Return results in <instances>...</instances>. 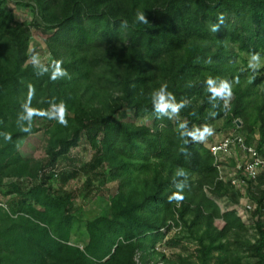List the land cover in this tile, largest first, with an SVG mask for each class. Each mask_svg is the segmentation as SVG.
Instances as JSON below:
<instances>
[{
	"label": "trees",
	"instance_id": "trees-1",
	"mask_svg": "<svg viewBox=\"0 0 264 264\" xmlns=\"http://www.w3.org/2000/svg\"><path fill=\"white\" fill-rule=\"evenodd\" d=\"M31 2L18 5L37 8L35 27L48 35L53 63L29 62L31 28L16 23L9 0H0V185L8 170L27 172L18 144L36 133L34 119L55 126L54 140L41 183L29 190L12 184L17 196L8 203L17 217L0 210V264H135L139 252L151 258L165 237L163 214L173 206L162 184L132 191L122 185L112 217L89 224L90 242L81 250L69 244L73 196L53 192L51 170L85 137L95 155L84 170L96 177H106L108 161L118 157L126 176L128 169L161 161L184 177L211 178L215 158L195 139L196 129L229 116L228 125L240 119L252 134L249 111L257 103L263 121L257 149L264 157V76L244 57L264 60V0ZM92 82L104 91L100 99ZM66 109L73 116L59 115ZM174 110L182 121H172ZM76 176L60 178L64 185ZM261 188L264 176L248 186L261 217L258 240L248 243L258 264H264V191L255 194ZM205 250L207 256L211 249Z\"/></svg>",
	"mask_w": 264,
	"mask_h": 264
},
{
	"label": "rangeland",
	"instance_id": "rangeland-1",
	"mask_svg": "<svg viewBox=\"0 0 264 264\" xmlns=\"http://www.w3.org/2000/svg\"><path fill=\"white\" fill-rule=\"evenodd\" d=\"M19 1L21 0H9L8 8L14 13L16 23L26 24L31 28L29 62L37 66L52 64L53 57L46 42L48 35L35 27L41 22L37 8L20 7ZM24 1L32 3L31 0ZM244 57L247 58L249 69L255 71V75L264 76L263 59ZM244 69L247 67L243 66ZM92 83H94L93 91L97 90L100 99L104 91L100 90L101 87L97 86L96 82ZM263 89L261 88L260 91ZM108 96L114 97V100L118 98V94L113 92H109ZM225 101L226 105H229L230 96ZM259 104L254 105L249 111L248 124L254 123L252 134L247 130L250 125L246 128L240 119L228 125L229 116H226L215 120L211 125L198 127L195 131V139L209 149L212 143L219 141L223 136L239 133L247 141L250 140V145L258 147L262 139L260 130L263 126L257 107ZM50 110L54 112L56 107H51ZM59 115L73 116V113L66 109ZM170 116L173 122L182 121L176 110ZM14 122L19 124V120ZM237 122L240 125L236 128ZM32 123L36 133L26 136L18 144V151L24 159L22 164L27 166V172L17 176L8 170L5 176H2L3 182L0 185V200L7 203L9 208L7 213L14 218L17 215L12 214V208L8 203L17 196L12 184L23 183L25 190H29L41 183L40 178L44 172H41L42 167L49 159V149L54 140L55 126H52L46 118H36ZM205 128L211 130L210 134L204 133ZM94 155L95 150L84 137L82 144L71 151L68 160L59 159L56 168L51 170L56 174L49 184L53 192L69 193L73 196L70 204L75 211L76 224L69 240L71 246L81 250L87 247L90 242L89 224L102 217H112L113 199L123 189L122 185L126 183L125 189L132 191L138 187L153 189L162 184L163 195L169 196L173 204L171 211L167 215L163 214L167 219L166 228L162 230L165 237L150 251L151 258L141 252L137 253L135 264H258V260L248 252V243L253 245L257 242L256 225L261 217L256 212L257 202L252 198L248 185L240 187L232 184L234 179L244 178V174L235 170L237 165L235 156L225 158L223 163L217 166L215 176L203 178L190 173L185 174L184 177L181 171H170L161 161H152L144 166L128 169L126 176V171L121 169L122 162L118 157H111L108 161L109 173L106 177H96L84 170L85 165L90 163ZM241 157L242 155L238 160ZM75 171L77 176L63 185L61 174L70 175ZM261 190L264 191V188L255 193L258 197L261 195ZM175 195L183 196V199L173 198ZM37 210L41 209L37 208ZM205 249H211L207 256ZM144 258L148 260L144 261Z\"/></svg>",
	"mask_w": 264,
	"mask_h": 264
},
{
	"label": "built area",
	"instance_id": "built-area-1",
	"mask_svg": "<svg viewBox=\"0 0 264 264\" xmlns=\"http://www.w3.org/2000/svg\"><path fill=\"white\" fill-rule=\"evenodd\" d=\"M209 150L215 158V165L218 167L225 158L234 156L237 158L235 170L241 172L242 175L244 174V178L234 179L232 184L235 186H249V183L257 185L259 178L264 176V157L257 147L248 144L246 138L239 133L223 136L219 141L212 143ZM241 155V159L238 160ZM0 210L9 212L7 203L1 200Z\"/></svg>",
	"mask_w": 264,
	"mask_h": 264
},
{
	"label": "clouds",
	"instance_id": "clouds-1",
	"mask_svg": "<svg viewBox=\"0 0 264 264\" xmlns=\"http://www.w3.org/2000/svg\"><path fill=\"white\" fill-rule=\"evenodd\" d=\"M138 18H139V20L140 21H143V22H147L146 20H145V17H144V15L143 14H139L138 15ZM61 122L62 123H65V121H63V120H61ZM238 123V122H237ZM236 123V124H237ZM210 129H208V128H205V130H204V133H209L210 134ZM202 136H203V134H202ZM173 198H175V199H183V196H180V195H175Z\"/></svg>",
	"mask_w": 264,
	"mask_h": 264
},
{
	"label": "water",
	"instance_id": "water-1",
	"mask_svg": "<svg viewBox=\"0 0 264 264\" xmlns=\"http://www.w3.org/2000/svg\"><path fill=\"white\" fill-rule=\"evenodd\" d=\"M237 125L239 126V125H240V123L238 122V123H237Z\"/></svg>",
	"mask_w": 264,
	"mask_h": 264
}]
</instances>
